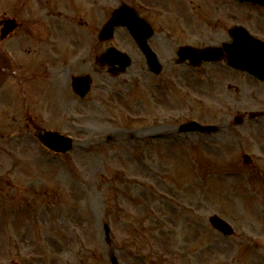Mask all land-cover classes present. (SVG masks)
Returning a JSON list of instances; mask_svg holds the SVG:
<instances>
[{
  "label": "rangeland",
  "instance_id": "1",
  "mask_svg": "<svg viewBox=\"0 0 264 264\" xmlns=\"http://www.w3.org/2000/svg\"><path fill=\"white\" fill-rule=\"evenodd\" d=\"M129 1L155 27L151 43L164 71L152 74L120 29L112 45L132 66L117 78L94 76L86 101L73 103L82 115L66 131L73 151L19 148L20 141L0 149V264H264V114L249 119L264 113V92L224 62L175 64L180 45L222 44L231 26L264 33V8ZM117 2L104 0V23ZM192 121L218 131L180 133ZM213 215L235 235L215 231Z\"/></svg>",
  "mask_w": 264,
  "mask_h": 264
},
{
  "label": "flooded vegetation",
  "instance_id": "2",
  "mask_svg": "<svg viewBox=\"0 0 264 264\" xmlns=\"http://www.w3.org/2000/svg\"><path fill=\"white\" fill-rule=\"evenodd\" d=\"M118 2L134 7L129 0ZM104 10V0H0L2 151L19 141V148L39 150L46 132L66 134L73 128L70 118L78 116L73 102L86 101L74 93L73 79L103 72ZM235 72L241 79L253 78L254 89L264 92L263 81Z\"/></svg>",
  "mask_w": 264,
  "mask_h": 264
},
{
  "label": "water",
  "instance_id": "3",
  "mask_svg": "<svg viewBox=\"0 0 264 264\" xmlns=\"http://www.w3.org/2000/svg\"><path fill=\"white\" fill-rule=\"evenodd\" d=\"M243 3H252L254 5L264 7V0H239ZM117 26H127L133 34L136 41L141 46L144 54L146 55L148 62L153 71L159 73L161 71V65L157 59V56L147 45V40L151 36L150 27L147 23L137 16V13L129 7H122L117 10L111 21L105 26L104 38H110L112 32ZM235 42L230 46H226L228 51L229 63L237 69L247 70L260 79H264V43L257 41L249 36L247 31L242 28L235 29ZM220 51L217 49L195 50L192 48H183L180 51L181 61L189 60L192 66H198L203 61H215L221 58ZM104 60L113 65L118 63L120 68L118 71L124 72L131 64V59L115 49H109L104 56ZM88 84V82H87ZM183 129L200 130L202 132H212L215 128L206 127L201 128L197 124H190L183 127ZM56 140H59L57 135ZM60 148L53 147L56 151L66 152L72 148V140H65L64 143H60ZM245 163L250 164L249 157L244 156ZM212 225L223 232L225 235H231L234 233L233 228L224 220L218 216H213L210 219Z\"/></svg>",
  "mask_w": 264,
  "mask_h": 264
}]
</instances>
